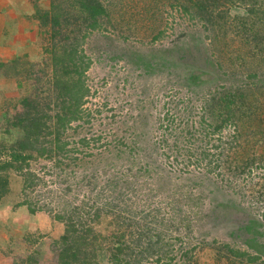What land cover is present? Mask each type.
Here are the masks:
<instances>
[{
	"label": "rangeland",
	"instance_id": "rangeland-1",
	"mask_svg": "<svg viewBox=\"0 0 264 264\" xmlns=\"http://www.w3.org/2000/svg\"><path fill=\"white\" fill-rule=\"evenodd\" d=\"M79 1L0 0V143L9 145L22 137L13 122L23 110V98L35 97L48 114L55 113L52 57L62 50L58 43L65 33L52 36L51 24L40 14L53 5L62 14L79 12ZM208 1L216 3L212 11ZM240 1L101 0L106 9L101 28L90 30L81 43L90 60L77 89L81 116L63 136L72 149L66 154L71 159L65 156L58 166V156L29 160L42 179L37 192L44 208L35 214L20 204L22 179L10 172V190L0 202V264H56L54 241L65 225L54 213L100 201L95 194L108 181H133L145 192L135 194V204L151 189L152 197L146 200L152 204L169 201L175 210L191 205L193 229L180 230L185 247L194 250L190 264H264V82L244 86L254 83L245 78L249 74L258 73L264 80L259 49V43L264 44V14L255 18ZM198 2L207 9H198ZM250 26L258 29V45L245 39ZM145 59L149 66L142 63ZM221 83L232 87L229 105L239 118L233 122L237 133L228 125L221 140L229 142L233 163L249 161L238 174L223 163L214 171L219 174H205V163L182 160L202 149L217 159V134L199 131V118L204 116L207 125L213 122L202 97ZM236 88L245 89L241 108L242 103L236 107ZM48 102L50 108H45ZM177 135L189 137L194 145L190 151L185 152L186 139L175 140ZM82 137L89 138V144L81 145ZM139 171L145 178L131 180ZM163 207L169 217L166 225L171 219L180 223L172 206ZM252 217L260 225L244 229ZM113 220L101 214L90 223L106 235L119 228ZM249 239L257 249L247 245ZM178 256L177 251L174 264H183ZM98 261L111 264L104 250Z\"/></svg>",
	"mask_w": 264,
	"mask_h": 264
},
{
	"label": "trees",
	"instance_id": "trees-1",
	"mask_svg": "<svg viewBox=\"0 0 264 264\" xmlns=\"http://www.w3.org/2000/svg\"><path fill=\"white\" fill-rule=\"evenodd\" d=\"M263 1L249 0V3H252L249 4L241 0L240 3L246 5L248 14L259 18L260 15L264 14ZM227 2L238 3L239 0H227ZM208 4L210 5V11H212L216 3L208 1ZM78 6V9H81L79 12H66L68 15L70 14L69 19L66 17L65 12L63 14L56 12L57 7L54 5L50 10L40 14L44 23L51 24L52 36H60L65 33L63 39L58 43V47H62V50L55 52L52 57V77L54 78L52 84L56 89L54 95L56 101V104H54L55 113L53 115L48 114V111L41 107L35 97L23 98L20 100L23 110L15 115V121L13 122V126L22 130V137L9 145L0 143V202L10 190L9 174L14 171L22 179V200L20 204L26 206L30 214H35L38 210L44 208V205L41 204V195L37 192L38 183L42 179L30 168L29 160L37 157L52 158L58 156L55 161L58 166L64 162L61 159L65 156L68 157L66 159H71L66 154L72 149L67 148L69 143L63 140V136L66 129L71 128L69 124L78 120L81 116L79 110L80 96L77 89L82 88L83 79L81 76L90 64V60L86 59L83 53L81 43L83 37L90 30L101 28L100 19L106 14V9L101 0H80ZM195 6L198 9H207V6H201L200 2L196 3ZM248 6H251V8H248ZM183 8L185 11L188 10L186 7ZM225 12L228 13V10L223 13L225 14ZM244 25L246 24L244 23ZM244 31L246 33L250 31L245 39H251L252 42L258 45L260 39L258 29L250 26ZM259 49L264 65L263 43H259ZM148 62L146 59L142 61L146 66H149ZM218 68L219 65H217L215 72ZM245 78L254 81V83L245 82V87L264 82L263 75L260 76L258 73L246 75ZM224 85V83H221L212 87L213 89H210L202 97L204 109L207 108L211 111L210 118L213 122H208L210 124L207 125L204 124V121L207 120L204 116L199 118V131L205 134H217L218 143L213 146L214 149L219 151L217 159L209 155L205 149L182 156L184 163L191 162V160H194L197 165L205 163L204 165H207L205 169L203 168L205 174L213 173L221 163L225 164L227 168L229 167L230 171L236 169L237 174L248 167V160L244 163L239 162L237 164V161L233 163L230 160L232 152L230 151L229 142L224 141L223 143L221 140V132L228 125L233 127L232 132H234V135L237 133L235 130L236 125L233 122L236 123L239 119L237 111L235 112L234 108L231 107L232 104L229 105L232 101L230 97L232 87L227 85L224 87ZM84 90L86 91V89ZM243 90L236 88V91H233L238 98L235 102L236 107H239L240 103L243 102L241 100V97H244ZM49 104L50 102L45 104V108H50ZM244 105L245 103H242L240 108ZM239 114L241 115L240 112ZM179 128L182 129V127ZM179 137L183 140L186 139V136L177 135L175 140L177 141ZM188 140L189 137H187L184 145L185 152L190 151L189 148L194 146L189 144ZM176 141L172 142V146L177 145ZM89 142V138L82 137V139H79L81 145L89 144ZM181 154L183 155V153ZM74 158L77 159V157ZM138 173V175L135 173L134 179L130 177L131 180L138 179L139 175L145 178V172L139 171ZM214 173L219 174V171ZM146 174L148 173L146 172ZM132 183H111V181H108L103 183L95 194L98 199L100 198V201L95 200L92 204L81 202L75 204L72 210L65 209L63 213L60 210L54 213V217L65 225L63 234L54 241L57 250L56 264H99L98 253L100 250L106 252L111 264H174L177 251L178 258L181 257L184 260L183 264L192 262V259H194L192 252L194 250L193 248L190 250L189 246L185 247L183 235L180 233V230L188 233L193 229L190 225L192 212L189 209L192 208L191 205L187 207L188 210H183L181 207H179V210H175L176 205L170 204L169 201L163 200L158 201L157 204H152L154 201L146 200L147 197H152V190L148 189L150 191L148 196L141 202L138 201L137 207V204L132 202L135 194L141 196L145 192L140 193ZM163 205H167L168 208L172 206L173 217L178 216L181 220L180 223H178V220L171 219V222L166 225L169 217L165 215L166 211L163 210ZM101 214H110L111 219H114L113 223L117 222L119 228L106 235L96 232L92 227L93 223L90 222L94 221L96 223L99 221ZM246 223L244 225L246 230L251 226L260 225L257 217L250 218ZM253 233H258V231L253 230ZM246 242H248V246L254 249L258 248L251 239L246 240ZM240 253H243V251Z\"/></svg>",
	"mask_w": 264,
	"mask_h": 264
}]
</instances>
